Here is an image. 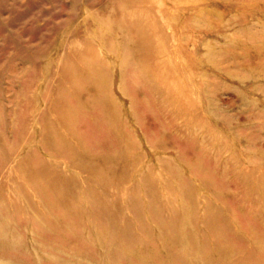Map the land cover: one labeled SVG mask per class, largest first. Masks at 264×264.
<instances>
[{
  "label": "rangeland",
  "instance_id": "obj_1",
  "mask_svg": "<svg viewBox=\"0 0 264 264\" xmlns=\"http://www.w3.org/2000/svg\"><path fill=\"white\" fill-rule=\"evenodd\" d=\"M136 1L0 0V264H264V0Z\"/></svg>",
  "mask_w": 264,
  "mask_h": 264
},
{
  "label": "bare ground",
  "instance_id": "obj_2",
  "mask_svg": "<svg viewBox=\"0 0 264 264\" xmlns=\"http://www.w3.org/2000/svg\"><path fill=\"white\" fill-rule=\"evenodd\" d=\"M126 1H127V0H126ZM128 1H130V0H128ZM135 1H136V0H135ZM137 1H138V0H137ZM137 1H136V2H137ZM144 1H145V0H144ZM136 4H137V3H136ZM124 5H126L125 0H124ZM129 5H130V4H129ZM129 5H126V6H129ZM138 5H139V4H138ZM129 7H130V6H129ZM131 8H133V7H131ZM143 8H144V7H143ZM134 9H136V8H134ZM137 10H138V9H137ZM139 10H140V9H139ZM168 10H170V9H168ZM131 11H132V10H131ZM141 11H142V10H141ZM145 11H147V10H145ZM129 12H130V11H129ZM133 12H135V10H134ZM136 12H137V11H136ZM142 12H143V11H142ZM142 12H140V13H142ZM165 12H166V11H165ZM125 13H127V12H125ZM131 13H132V12H131ZM149 13H150V12H149ZM151 13H152V12H151ZM123 14H124V13H123ZM134 14H135V13H134ZM168 14H171V13H168ZM168 14H167V15H168ZM172 14H173V13H172ZM172 14H171V16H172ZM132 15H133V14H132ZM138 15L141 16L142 14H138ZM121 16H122V15H121ZM139 16H138V17H139ZM143 16H144V15H143ZM143 16H142V18H143ZM152 16H153V15H152ZM168 16H169V15H168ZM122 17H123V16H122ZM124 17H126L125 14H124ZM132 17L135 18V17H136V14L133 15ZM145 17H146V16H145ZM119 18H120V17H119ZM127 18H128V16H127ZM135 19H136V18H135ZM168 19H169V17H168ZM184 19H185V17H184ZM136 20H138V19H136ZM150 20H151V18H150ZM160 20H161V19H160ZM169 20H170V19H169ZM127 21L129 22V20H127ZM154 21H155V20H154ZM138 22H140V20H138ZM140 23H141V22H140ZM186 23H187V22H186ZM187 24H188V23H187ZM127 25H128V24H127ZM137 25H138V24H137ZM130 26H132V25H130ZM130 26H129V27H130ZM138 28H139V27H138ZM177 29H178V28H177ZM133 30H134V28H133ZM130 31H131V29H130ZM141 31H142V30H141ZM143 31H144V30H143ZM143 31H142V32H143ZM155 31H156V29H155ZM174 31H175V30H174ZM134 32H135V31H134ZM150 32H151V31H150ZM175 32L177 33V31H175ZM175 32H174V33H175ZM181 32H182V31H181ZM138 34H140V33L138 32ZM144 34H145V33H144ZM178 34H179V33H178ZM142 35H143V34H142ZM171 35H172V34H171ZM140 36H141V35H140ZM176 36H177V35H176ZM141 37H142V36H141ZM143 37H144V35H143ZM171 37H172V36H171ZM138 38H139V35H138ZM138 38H137V40H138ZM172 38H173V37H172ZM176 38H177V37H176ZM139 39H140V38H139ZM143 39H145V38H142L141 40H143ZM153 39H154V38H153ZM141 40H140V41H141ZM157 40H159V39H157ZM141 42H142V41H141ZM141 42H140V43H141ZM155 42H156V41H155ZM157 42H158V41H157ZM159 42H160V40H159ZM136 43H138V42H136ZM143 43H144V41L142 42V44H143ZM164 43H165V42H164ZM144 44H146V43H144ZM155 45H156V44H155ZM141 46H142V45H141ZM146 46H147V45H145L144 47L147 48L148 46H147V47H146ZM75 47H76V46H75ZM142 47H143V46H142ZM78 48H79V47H78ZM78 48H75V49H78ZM90 49H91V48H89V50H90ZM177 49H178V48H177ZM177 49H176V50H177ZM85 50H87V49H85ZM173 50H174V49H173ZM80 51H81V50H80ZM87 51H88V50H87ZM90 51H91V50H90ZM77 52H78V51H77ZM81 53H82V52H81ZM81 53H80V54H81ZM82 54H83V53H82ZM84 54H85V53H84ZM139 55H140V54H139ZM142 55H143V54H142ZM142 55H140V56H142ZM145 55H146V54L144 53V55H143L144 57H143V56H142V57L145 58ZM159 55H160V54H159ZM146 58H147V57H146ZM240 163H241V162H240Z\"/></svg>",
  "mask_w": 264,
  "mask_h": 264
}]
</instances>
